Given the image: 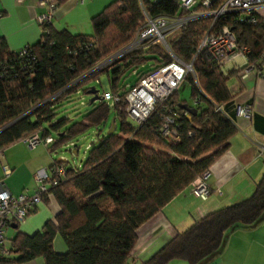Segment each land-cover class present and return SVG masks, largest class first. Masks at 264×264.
<instances>
[{"label":"trees","instance_id":"obj_1","mask_svg":"<svg viewBox=\"0 0 264 264\" xmlns=\"http://www.w3.org/2000/svg\"><path fill=\"white\" fill-rule=\"evenodd\" d=\"M221 2L213 0L209 7L196 10L212 11ZM143 13L177 16L182 11L178 0H113L90 19V34H70L42 24L38 40L24 46L25 56L8 50L0 38V153L32 132L40 138L55 132L56 138L47 146L52 152L88 127L97 130L80 167L68 168L64 161L49 165L62 164L65 176L42 196L41 203L52 197L58 212L41 231L31 236L16 233L9 242L8 257L0 264H23L36 258L43 264H128L141 224L228 149L236 127L225 113L234 96L227 82L240 69L224 72L206 52H200L192 62V73L184 77L191 103L182 100L176 88L163 103L155 104L140 125L128 119L123 100L141 78L171 61L163 47L156 42L93 69L133 39L144 23ZM238 18L237 13L218 17L213 28L226 25L237 44L249 48L246 65L256 66L264 49V18L256 14L254 23ZM211 21L207 16L182 26L167 40L170 52L190 62ZM148 63L149 68L135 70ZM134 70V84L126 90L123 80ZM102 75L107 85L102 92L119 98L113 107L89 99L90 108L78 120L58 115L57 109L72 95L88 94L91 88L98 93L88 85H101ZM168 115L176 137L159 135ZM109 119L115 128L101 134ZM263 217L264 171L249 197L205 214L141 264H206L217 256L228 231L240 224L255 225ZM56 235L66 247L63 254L52 249Z\"/></svg>","mask_w":264,"mask_h":264},{"label":"crops","instance_id":"obj_2","mask_svg":"<svg viewBox=\"0 0 264 264\" xmlns=\"http://www.w3.org/2000/svg\"><path fill=\"white\" fill-rule=\"evenodd\" d=\"M37 1L0 0V38L8 50H19L38 40L40 26L36 22V16L43 12V7ZM112 1L55 0L51 25L56 31L90 34V19ZM257 14L264 18V6L258 9ZM246 64L245 57L236 55L223 66V71L241 69ZM227 86L234 96L225 113L235 125L236 133L229 139L228 149L208 169L205 184L211 194L201 199L192 194L188 185L172 197L137 229L136 244L128 264L146 262L176 233L184 231L194 221L252 194L264 171V67L249 71L243 79L236 75L227 82ZM242 105H249L248 117L237 114V108ZM47 146L39 144L28 149L18 140L1 150L0 180L12 195L30 193L33 173L53 162H61L60 158L50 156ZM3 165L10 170L7 176H3ZM215 189H219L220 193H216ZM57 212L55 200L52 197L45 199L22 222L16 226L14 223L8 224L4 230V234H8L5 245L9 247V242L16 233L31 236L41 231L45 221L52 220ZM52 249L57 254L66 251L58 236L53 237ZM23 264H43V261L36 258ZM168 264L186 263L171 261ZM206 264H264V217L255 225L240 224L228 231L219 253Z\"/></svg>","mask_w":264,"mask_h":264},{"label":"built area","instance_id":"obj_3","mask_svg":"<svg viewBox=\"0 0 264 264\" xmlns=\"http://www.w3.org/2000/svg\"><path fill=\"white\" fill-rule=\"evenodd\" d=\"M21 2L22 0H16ZM213 0H178V6L182 14L177 16H155L148 17L144 14V23L136 30L133 39L118 49L116 52L99 62L93 69H100L115 59L121 57L127 52L137 49H143L153 43L158 42L167 52L171 61L162 65L155 71L141 78L138 83L130 88L123 100L124 111L129 120L135 125H140L149 116L155 104L163 103L168 96L176 89L177 85L184 80L186 73H192V62L200 52H206L210 58L223 71V66L230 60L240 55L246 58L249 52L247 46H239L235 35L226 26L221 25L213 28L214 21L218 17H224L227 14L237 13L239 21L254 23V15L258 9L264 6V0H222L219 7L212 11L196 10L198 6L207 8ZM37 4L43 7V12L36 16V22L39 26L42 24H51L52 11L55 7V0H38ZM212 17L211 25L200 38L193 57L190 62L184 63L176 58L169 50L167 40L173 38L179 29L190 21L202 17ZM25 46V45H24ZM21 47L19 55L26 54V50ZM174 66L181 70L178 77L166 75L165 69L168 66ZM264 67V49L259 55L256 66L246 65L237 72V76L243 79L251 70H259ZM136 71H132L134 74ZM100 101L105 102L108 107H113L119 101L118 96H114L108 91L96 93ZM216 109H218L216 107ZM237 114L242 117L250 115L249 105H242L237 108ZM171 115L164 117L163 123L159 127V135L162 137H176V132ZM27 148L31 149L42 144L47 146L51 143L52 138L46 136L40 138L37 132H32L20 138ZM4 176L10 173L6 165L2 166ZM209 171L205 170L200 176L195 178L190 184V190L193 195L205 199L211 192L207 188L205 181ZM65 176V169L62 164H55L52 167H45L40 171L33 173L31 177L32 189L30 193L22 192L18 195H12L0 180V260L8 257V247L5 245L4 230L9 223L18 224L22 222L29 214L35 211L40 205L42 196L48 190L58 184ZM220 193L219 189H215Z\"/></svg>","mask_w":264,"mask_h":264},{"label":"rangeland","instance_id":"obj_4","mask_svg":"<svg viewBox=\"0 0 264 264\" xmlns=\"http://www.w3.org/2000/svg\"><path fill=\"white\" fill-rule=\"evenodd\" d=\"M147 68H149V63L143 66L141 69L135 70L139 71ZM135 78V74H132V72H128L126 74L123 80V84L126 90H129V88L134 84ZM100 82L101 85L93 83L89 84L88 86H95V88L98 89V93L100 94L107 88L106 80L103 75L100 77ZM176 88L178 90L180 98L190 104L191 102L189 99V88L186 82H184V80L181 81ZM90 97L91 96L89 94L82 93L72 95L69 99V102L64 103L60 108L57 109L58 115H67L71 119V121L78 120L81 115L90 108V105H88V100L90 99ZM109 118L111 119V115L109 116ZM110 119L108 120L106 126L101 128V134H105L107 132L108 125H110ZM96 133L97 130L95 128L88 127L83 133L71 140V145H65L57 148L55 151L50 152V156L54 159H64V164L68 168H78L84 160L91 142H94L96 140ZM50 136L52 139H55L56 133L52 131L50 132ZM5 237V244L7 245L8 234H5ZM58 238L60 237L58 236Z\"/></svg>","mask_w":264,"mask_h":264},{"label":"water","instance_id":"obj_5","mask_svg":"<svg viewBox=\"0 0 264 264\" xmlns=\"http://www.w3.org/2000/svg\"><path fill=\"white\" fill-rule=\"evenodd\" d=\"M88 94L91 95V97H90V102H94V101L99 100L98 96L96 95V90H95L94 88H91V89L88 91ZM183 107L186 108L185 106H183ZM187 111H188V112H191V113H194V112H195V110L192 109V108H188ZM114 128H115V126H114V124H113V122H112V120H111L110 127L108 128V130H107L106 133H107V134H110V133L113 131ZM61 161H62V159H61ZM63 161H64V160H63ZM13 225H14V224H13ZM13 227H15V226H13Z\"/></svg>","mask_w":264,"mask_h":264},{"label":"bare ground","instance_id":"obj_6","mask_svg":"<svg viewBox=\"0 0 264 264\" xmlns=\"http://www.w3.org/2000/svg\"><path fill=\"white\" fill-rule=\"evenodd\" d=\"M163 73L176 78L180 75L181 70L177 67L170 65L165 69V72H163Z\"/></svg>","mask_w":264,"mask_h":264}]
</instances>
